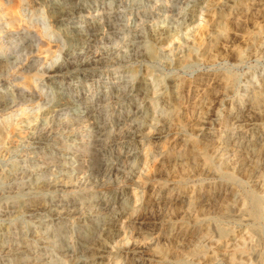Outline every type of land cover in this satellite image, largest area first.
Returning <instances> with one entry per match:
<instances>
[{
	"label": "rangeland",
	"instance_id": "1",
	"mask_svg": "<svg viewBox=\"0 0 264 264\" xmlns=\"http://www.w3.org/2000/svg\"><path fill=\"white\" fill-rule=\"evenodd\" d=\"M198 1L199 0H88L87 4H91L90 7L82 13L72 17L70 20L71 22L65 23L66 25L63 24V27L66 29V32L67 28L70 26H80L86 28L88 25H96L99 27L97 29V31H99L96 32L91 46L86 48L87 50L84 49L83 57H77V60L74 59L72 63H68L66 54L67 52H72L74 48L70 46L69 43H67L68 46L66 45L67 41L63 34H57L56 28L58 26L47 15L45 10V0H0V36H2L0 44L6 46L10 43L12 46L10 55L14 56L9 60L11 64H7L8 67L6 70L2 71L0 69V124L3 125L5 129V136L2 142L6 141L2 143V145L0 144V172L4 175L11 176V178H7L6 180L3 179L4 177L0 179V196L3 199V201L0 202V242L5 245V249L0 251V264H16L15 262L17 261L19 262H17V264H94V261L86 248L89 246H96L98 244L100 239L103 237L101 229L106 217L119 213L121 209L118 203L110 205L106 199L104 200L105 202H100L99 198H103L102 193H106L110 197L107 198L112 199L116 198L119 192H127L126 190H118L122 187L118 186L117 183L118 181L121 184L123 183L124 177L129 172V167L131 168L134 163L133 160L124 161L119 158L120 153L123 148L127 146L128 142L120 140L121 137H117L116 133L118 134L120 132L130 131L133 129V124L136 123L133 119L138 117L135 115L133 110L135 109V106L141 103L142 98L139 97L136 99L133 97L129 101H124V99H121L119 95L125 92L126 85L128 83H134L138 79L148 75V70L153 67L156 69L157 67L159 68L156 71V76L158 78L165 79L162 85H159L156 88L159 93L162 94L164 91L169 92L173 90L174 84L180 86L181 92L178 98V107L174 109L173 115L170 118V123L167 128L163 130L161 138L153 141L144 139V142H156L160 145L158 149L150 150V164L151 167H153V170L156 169V174L153 176L154 178L150 180L151 182L149 181L148 185L153 188V191L155 187L159 186L175 187L178 184L177 182L181 179V174L190 173L187 175V178L185 177L187 181L183 187H176L169 192V195L173 198L172 200H176L177 204L172 205L166 203L164 206L162 205L163 203H161L156 207L159 210L156 209L157 211L155 210V212H158L157 214L159 215H170L172 212V219H169L168 221L156 219V221L152 218V221L149 219V221L147 220L144 223H127L124 233L127 240L126 246L136 240H139L142 245H145L144 243L150 241L153 236V239H156L154 242L155 244H153V247L155 246L154 249H165L164 252H167V255L169 254L166 258L168 261L158 262L157 257L153 258L152 256H146L147 264H182L177 262L176 256L173 252H171V249L174 245L179 244L180 242L182 243L183 241L180 236H175L172 237L173 239H169L166 236V231L171 228L175 229L180 224L179 218L173 213L174 208L178 207L180 209H185V203H181L180 200L191 195L193 198L192 200H194V202L196 201L194 204L196 213L198 215H201L202 213V222L200 221V223L197 224V227H194V231L191 236L188 240H185L182 243L183 247L180 252L185 259L189 260V264H245L239 259H236L234 262L227 259L225 260L226 257L222 254L223 252L217 250L214 244H212L209 240H206L207 238L204 235L207 234L214 240L218 239L217 233H215L217 225L216 220L221 217L222 219L220 220L222 225H225V227L230 230V233H232L231 235L235 238V240H238L241 237L244 242H247L248 246H252L250 251L253 255H251L250 258V264L258 263V256L256 254L258 251L264 252V237L256 236L252 231H249L251 230L250 227L254 225V221L251 218H248V214L240 212L239 210L246 192L258 189V191L260 190L259 192L264 194V153H262L257 160L256 158L246 157L247 159L244 160V163L238 162L239 156L242 152L241 148L237 144L242 142L243 138L241 134L239 135L236 133L235 128L233 130V124L231 125V123H233L231 121V112L233 111L232 107L235 106H240L241 110H246V101L264 89V86H262L264 84V9H261L260 6H258L259 0H247L246 2L245 0H240L236 4H230L225 7L220 4L222 0H209L208 5L201 11L202 25L200 24L192 36L190 46L195 49L194 51H191V47L188 48L187 46V48H185V46L173 47L165 52L163 61H166H160L159 64L156 62L149 63L143 57L145 37L147 34L158 29L159 26H168L170 28L179 27L182 23L187 21L188 11L193 8ZM258 12H260V14H258ZM217 16L222 18V20L227 23V27L230 25L227 29L230 36L228 39L223 40V42L212 41V24L219 19ZM11 18H15L17 20L15 25L10 23L12 20ZM243 19L244 21H242ZM240 24L242 25V28ZM238 29L240 30L237 31ZM5 46L1 49L4 50ZM209 46L212 47V51L209 53L210 55H202V52H199L201 47L206 48ZM249 49L251 50L249 51ZM108 50L110 53H106ZM179 50H182V53H180ZM47 51L51 53H48ZM239 52H243L242 54L244 56L242 54L239 56ZM46 53L48 55H45ZM99 54H103V57H101V59L97 58L98 63L96 62L90 68L85 70L79 66V63H81L83 59L94 60L96 58L95 56ZM108 56L111 57L109 58ZM139 56H142L143 58H140ZM168 56L172 57L170 58ZM190 56L193 57V65L179 66L177 64L180 57L186 58ZM137 57H139L141 61ZM171 59H173V62ZM78 60H80V62H77ZM62 64L70 67L68 68L67 75L75 76V80L67 81L65 78L66 75L63 76L60 74L52 77V75L48 73L49 70L51 71L53 68ZM173 66L174 68H172ZM132 71H136V74ZM87 73H97L98 75L93 79L87 78L85 80H81V76ZM226 74L235 75V84H233L231 89L227 90L226 87H216L213 85V81L218 82L219 79L223 80V78L227 76ZM185 80L187 81L185 82ZM55 90H57V93H55ZM211 90H213V92ZM112 93H115L116 95L111 97ZM229 94L231 96H229ZM99 95H104L106 99L96 101V98ZM117 95L118 97H116ZM213 96L218 98L214 99ZM204 99L207 100L204 101ZM67 101L70 104H67V106L62 108L58 106L57 108L59 102L68 103ZM158 105L157 112L155 113V119L156 122L161 125L164 119L165 111L169 109L173 110V106L172 103L170 104V107L169 104L166 106L160 101L158 102ZM54 107L57 108V111L54 113L49 123L40 128L35 133V136H30L32 126L34 124L33 122H35L36 119L44 117V114L47 111L54 109ZM88 107L90 112H88ZM70 114L72 115L71 117ZM90 114L95 116L96 120L90 119L88 117ZM80 116L84 118V121ZM199 120H205V126H200ZM77 121L79 122V125L77 124ZM30 123L32 124L31 126L29 125ZM101 123L106 126L105 129L107 130L103 135H99L98 133L96 134V131H94L95 126ZM52 124L55 125L53 126ZM120 124L122 126L121 130L113 128V126H118ZM199 126L202 128H199ZM124 127L126 128L124 129ZM89 131H91V133H89ZM252 132L255 133V130ZM183 139L184 141L182 142ZM200 143H204L207 153L216 159L215 161L220 172L224 171L223 168L226 170L227 168H233L234 170L236 169V173L239 172L238 176L244 184V190L243 188L241 190L240 188L238 190H231L232 188L222 183L219 177L220 172L218 169L211 175L210 173L207 174L206 170V172L202 170L199 167L201 165H199L198 168L201 171L199 172V170H197V174H194L195 176L192 175L195 172H191V168L189 166L193 165L192 163H195L193 153ZM218 147H221L220 152H216ZM87 150H89V152ZM237 152L239 155H237ZM97 160L101 163H98ZM201 160L202 161H199V164L204 162L203 157H201ZM177 161H179L178 164ZM226 162L229 163L227 164ZM225 165L229 166L226 168ZM175 168L178 170L176 171ZM88 174L91 175V178L87 183L88 186L85 187L81 183H83L82 181L85 178L84 176ZM112 177H115L117 181ZM61 180H63V183L65 182L72 185L73 188L70 190H48L40 193H36L33 190V186H43L48 182ZM218 180H220V182ZM215 183H217V185ZM97 184H99V186ZM143 190V187H139L141 196L143 195ZM215 194L217 195L215 196ZM218 195L223 198L221 199L217 197ZM208 196H212V199ZM160 197L161 194L155 191L153 194L143 198L142 203L144 205L154 206L157 204L158 200L162 198ZM238 197H242L240 198L241 201ZM17 199L25 202L24 211L20 215L16 212V206L13 203V200ZM198 199H200V201ZM56 200L62 201L61 203L55 204L54 202ZM212 201L215 202V204H213ZM43 202L44 204H51L50 208L44 212H36L33 209V204H41ZM217 203H219V205ZM216 204L218 205V208L216 207ZM204 205H206V207ZM223 205L230 206L232 212L231 219L233 221L230 218H228L229 220L223 218ZM237 205H240L239 208ZM217 211L219 212L217 213ZM91 212L93 214H91ZM210 213L213 214L210 215ZM81 215L84 216L83 219H80ZM207 216H209L210 219ZM235 218L236 220H234ZM240 218L243 223L239 222ZM209 220L211 221L209 222ZM204 226L209 227L211 230L208 232L204 231ZM245 233L247 234L246 236ZM248 233H251L252 235ZM130 237L131 239H128ZM167 240L168 242H166ZM192 246L198 247L199 249L203 248L204 251L201 254L199 253V256L192 257ZM55 247L59 248L55 249ZM172 256L174 258H172ZM220 256H223L222 258L224 259H221ZM132 257L134 258L137 256H135V254L131 251L125 250L116 256H113L111 258V263L127 264L130 262ZM192 259L197 262H194ZM190 260L194 263H191Z\"/></svg>",
	"mask_w": 264,
	"mask_h": 264
},
{
	"label": "bare ground",
	"instance_id": "2",
	"mask_svg": "<svg viewBox=\"0 0 264 264\" xmlns=\"http://www.w3.org/2000/svg\"><path fill=\"white\" fill-rule=\"evenodd\" d=\"M208 1L209 0H199L193 8H191L189 11H188V19L185 23H182L179 27H176V28H170L168 26H159L158 29L154 30V31H151L150 33L147 34V36L145 37V43H144V58L150 63V62H156L159 64L160 61L164 62L166 60L163 61V57L165 55V52L167 50H170L172 49L173 47H181V46H185V48H189L191 47V51H194L195 49L192 48V46H190L191 44V41H192V36H193V33L198 29V27L200 26L201 22H202V18H201V11L204 7H206L208 5ZM211 1V0H210ZM240 0H222L221 1V6H227V5H230V4H236L238 3ZM247 0H245L246 2ZM252 1V0H251ZM88 0H45V10L47 12V15L52 19V21L58 26L56 29H57V34L58 35H64L65 39H66V45L68 46L67 43H69L70 46H72L74 49L72 52H67L66 54V58L68 60V63L71 62L76 59L77 57H83V54H84V49L88 48L91 46L92 42H93V38L94 36L96 35V32L97 29L99 27H97L96 25H88V27L86 26L85 27H80V26H70L67 28V31L65 32V28L63 27V24L65 23H70L71 21V18L74 17L75 15H78L80 13H82L83 11H85L88 7H90L91 4H87ZM175 2V1H174ZM172 3V2H171ZM219 3V1H218ZM249 3V2H248ZM244 4V3H243ZM177 5V4H176ZM215 5V4H214ZM252 5V4H251ZM132 6V5H131ZM172 6V5H171ZM178 6V5H177ZM193 6V5H192ZM241 6V5H240ZM258 6H260V8L264 9V1L262 0H259L258 1ZM229 7V6H228ZM236 7V6H235ZM210 8V7H209ZM218 8V7H217ZM220 8V6H219ZM238 8V6H237ZM247 8V7H246ZM211 9V8H210ZM260 9V10H261ZM176 10V9H175ZM186 10V9H185ZM212 10V9H211ZM224 10V8H223ZM254 10V9H253ZM257 10V9H256ZM180 11V10H178ZM225 11V10H224ZM45 12V13H46ZM165 12V11H164ZM208 12V11H206ZM205 12V13H206ZM214 12V11H213ZM217 12V11H216ZM223 12V11H222ZM210 13V12H209ZM228 13V12H227ZM246 13V12H244ZM253 13V12H252ZM257 13V11H256ZM181 14V13H180ZM218 14V13H217ZM255 14V12H254ZM258 14H260V12H258ZM46 15V16H47ZM184 15V14H183ZM226 15V14H225ZM236 15V14H235ZM240 15H243V14H240ZM263 15V14H262ZM246 16V15H244ZM4 17V16H3ZM77 17V16H76ZM237 17V16H236ZM243 17V16H242ZM249 17V16H248ZM217 18H219L217 16ZM251 18V17H249ZM259 18V17H258ZM257 18V19H258ZM12 19V18H11ZM236 19V18H235ZM245 19V18H244ZM244 19L242 21H244ZM256 19V18H255ZM260 19V18H259ZM263 19V18H261ZM208 20V19H207ZM216 20V19H215ZM228 20V19H227ZM211 21V20H210ZM213 21V20H212ZM237 22V21H236ZM10 23L13 25H15L17 23V20L15 18H13ZM181 23V22H180ZM179 23V24H180ZM250 23V22H249ZM253 23V22H252ZM258 23V22H256ZM262 23V22H261ZM110 24V23H109ZM236 24V23H235ZM239 24V22H238ZM255 24V23H254ZM66 25V24H65ZM202 25V24H201ZM211 25V24H210ZM212 36H213V40L212 41H215V42H220L223 40H226L229 38V34H228V26L227 27V23H225L222 18H219L217 21H215L213 24H212ZM241 25V24H240ZM239 25V26H240ZM112 26V25H111ZM238 26V28H239ZM246 26V25H245ZM250 26V25H249ZM252 26V25H251ZM259 27V25H258ZM241 28H242V25H241ZM249 28V27H248ZM253 28V27H252ZM260 28V27H259ZM258 28V29H259ZM208 29V27H207ZM233 29V28H231ZM254 29V28H253ZM108 30V29H106ZM240 29H238L237 31H239ZM257 30V29H256ZM262 30V28H261ZM110 31V29H109ZM148 31V30H147ZM150 31V29H149ZM244 31V30H243ZM209 32V30H208ZM257 32V31H256ZM56 33V32H55ZM245 33V32H244ZM252 33V32H251ZM250 33V34H251ZM255 33V32H253ZM260 33V32H259ZM236 35V34H235ZM144 36V35H143ZM211 36V37H212ZM232 36V35H231ZM209 37V38H211ZM236 37V36H235ZM257 37V36H256ZM2 38V36H0V39ZM63 38V37H62ZM97 38V37H96ZM196 38V37H195ZM260 38V37H259ZM262 38V37H261ZM64 39V40H65ZM140 39V38H139ZM198 39V38H197ZM237 39V37H236ZM252 39V38H251ZM95 40V39H94ZM209 41V40H208ZM245 41V39H244ZM255 41V40H254ZM207 42V41H206ZM221 42V43H222ZM226 42V41H225ZM224 42V43H225ZM257 42H258V38H257ZM193 43V42H192ZM228 43V42H227ZM231 43V42H230ZM233 43V42H232ZM261 43V42H260ZM212 44V43H211ZM248 44V43H247ZM253 44V43H251ZM64 45V44H63ZM205 45V44H204ZM250 45V44H249ZM5 45H2L0 44V49L3 48ZM187 46V47H186ZM206 46V45H205ZM215 46V45H214ZM246 46V45H245ZM248 46V45H247ZM260 46V45H259ZM216 47V46H215ZM12 46L9 44H7L5 46V49L2 50L1 49V52H0V69L3 71V70H6L8 65H10V59L13 58L14 56H11L10 55V50H11ZM128 48V47H127ZM258 48V47H257ZM199 49V48H198ZM197 49V50H198ZM72 50V49H71ZM87 50V49H86ZM89 50V49H88ZM114 50V49H113ZM243 50V48H242ZM251 49H249L250 51ZM261 50V49H260ZM45 51V50H44ZM69 51V50H68ZM98 51V50H97ZM95 51V52H97ZM180 51V50H179ZM182 51V50H181ZM180 51V53H182ZM185 51V49H184ZM212 51V47L209 46V47H201L200 51L199 52H202V55H207L209 53H211ZM240 51V50H239ZM248 51V49H247ZM254 51V50H253ZM48 52V51H47ZM95 52H92V53H95ZM102 52V51H101ZM110 51H106V53ZM215 52V51H214ZM219 52V50H218ZM237 52V51H236ZM235 52V53H236ZM48 53H51V52H48ZM66 53V52H65ZM89 53V52H87ZM143 53V52H142ZM233 53V52H232ZM243 52H239V56L242 54ZM113 54V53H112ZM140 54V52H139ZM138 54V55H139ZM176 54V53H175ZM186 54V53H185ZM195 54V52H194ZM214 54V53H213ZM45 55H48L47 53ZM87 55V54H86ZM92 55V54H90ZM94 55V54H93ZM169 55V54H168ZM187 55V54H186ZM210 55V54H209ZM243 55V54H242ZM89 56V54H88ZM119 56V55H118ZM180 56V55H179ZM197 56V55H196ZM237 56V57H239ZM244 56V55H243ZM48 57V56H47ZM96 58L95 59H101V57H103V54H99L97 56H95ZM109 57V56H108ZM111 57V56H110ZM109 57V58H110ZM140 57V56H139ZM139 57H137L139 59ZM142 57V56H141ZM140 57V58H141ZM142 57V58H143ZM170 57V56H168ZM172 57V56H171ZM170 57V58H171ZM203 57V56H202ZM236 57V55H235ZM117 58V57H116ZM114 58V59H116ZM167 58V57H166ZM165 58V59H166ZM209 58V57H208ZM243 58V57H242ZM91 60V59H83L81 61V63H79V66L82 68V69H88L90 68L91 66H93L97 61V60ZM125 59V58H124ZM127 59V58H126ZM174 59V58H173ZM171 59V61L173 60ZM200 59V58H199ZM35 60V59H34ZM77 60V59H76ZM106 60V59H105ZM141 61V59H139ZM108 61V60H107ZM122 61V60H121ZM170 61V62H171ZM193 57H186V58H179L178 59V65L179 66H187V65H191L193 63ZM200 61V60H199ZM77 62H80V60H78ZM127 62V61H126ZM168 62V61H167ZM173 62V61H172ZM98 63V62H97ZM112 63V62H111ZM124 63V62H122ZM175 63V61H174ZM8 64V65H7ZM77 64V63H76ZM121 64V63H120ZM98 65V64H97ZM172 65V63H171ZM174 65V64H173ZM193 65V64H192ZM70 66V65H69ZM101 66V65H100ZM143 66V65H142ZM159 66V65H158ZM165 66V65H164ZM163 66V67H164ZM79 67V68H80ZM162 67V68H163ZM68 68L70 67H67V65H60V66H57L55 68H53L51 71L49 70L48 73H50L52 75V77L54 76H58V75H63L65 76L66 80L68 81H73L76 79L75 76L73 75H67L68 73ZM72 68V67H71ZM95 68V67H94ZM97 68V67H96ZM133 68V67H132ZM174 68V66L172 67ZM9 69V68H8ZM129 69V68H128ZM157 69H159L157 67ZM157 69L155 67L151 68L148 70V75L144 76L143 78L141 79H138L136 82L134 83H128L126 85V90L123 94L119 95V97L121 99H124V101H129L131 98H139L141 97L142 98V101L140 104H138L137 106H135V109L133 110L135 115H137L138 117L136 119H133L134 121H136V123L133 124V129H131L130 131H125V132H120V133H116V136L117 137H121L120 140H124V141H127L128 144L126 147L123 148L122 152L120 153L119 155V158L124 160V161H129V160H133L134 163H133V166H131V168L129 167V172L128 174L124 177V181L123 183L125 184H121L119 181L118 183L116 182V178L114 182L117 183L118 186L122 187V188H119L118 190L120 191H124L126 190L127 192H119L118 196L116 198H112V199H108L110 198L106 193H102L103 195V198H99L100 202H105L104 200L106 199V201L108 203H110V205H114V204H119L121 209H120V212L119 213H115V214H112L108 217H106L104 223H103V227H102V235L103 237L100 239V241L98 242V244L96 246H92L90 247H87V251L90 253L91 257H92V260L94 261V264H112L111 262V258L113 256H116L117 254L125 251V250H128V251H131L133 254H135V256L137 257H132L130 259V262L127 263V264H147V257L146 256H152L153 258L157 257L158 259V262H166V258L167 256H169V254L167 255V252H164L165 249L163 250H157V249H154L153 247V244H155V240L153 239V236H152V239L146 243H144L145 245H142L139 240L137 241H133L130 243V245H127L126 246V243H127V240H126V236H124V233H125V229H126V224L129 223V222H139V223H144L146 222L147 220L149 221V219L152 221V218H154L155 220L156 219H163L165 221H168L169 219L171 220L172 216H171V213L170 215L168 214H157L158 212H155V210L157 209V205L158 204H161L163 203L162 205H166L167 204H172V205H176L177 201L176 200H172L173 198H171V196L169 195V192L174 189V188H178V187H183L187 181V175H189V173L187 174H181V179L179 180V182H177V186H159V187H155L154 188V191H153V188L149 185V181L154 178L153 176H155V170L156 169H152L153 167H151V164H150V150L151 149H158L160 147V145L156 142H144V139H148L150 141H153L155 139H159L161 138V136L163 135V130L165 128H167V126L169 125L170 123V118L171 116L173 115V112H174V109L176 107H178V98L180 96V86L179 85H176L174 84V88L173 90L169 91V92H165L164 93H159L157 91V87L159 85H162V83L164 82V78H158L156 76V71ZM176 69V68H175ZM141 70V69H140ZM147 71V70H146ZM1 72V71H0ZM70 72V71H69ZM134 74H136L134 71H132ZM145 72V71H144ZM159 72V71H158ZM147 73V72H146ZM161 73V71H160ZM103 74V73H102ZM98 74L97 73H87V74H84L83 76H81V80H85L87 78H95ZM116 75V74H115ZM169 75V73H168ZM171 75V74H170ZM227 75V74H226ZM133 76V75H132ZM164 76V75H163ZM235 75H227L225 78H223V80H220L217 82L213 81V85H215L216 87H223V88H227L228 89H231L233 87V84H235ZM170 77V76H169ZM106 78V77H105ZM166 78V77H165ZM213 78V77H212ZM215 78V77H214ZM221 78V77H220ZM167 79V78H166ZM199 79V78H198ZM204 79V78H203ZM207 79H210V78H207ZM78 80V79H77ZM196 80V79H195ZM262 80V79H261ZM90 81V80H89ZM116 81V80H115ZM187 80H185L186 82ZM260 81V80H259ZM264 81V80H263ZM120 82V81H119ZM181 82V81H180ZM198 82V81H197ZM261 82V81H260ZM211 83V82H210ZM237 83V82H236ZM108 84V83H107ZM197 84V83H196ZM195 84V85H196ZM32 85V84H31ZM185 85V84H184ZM29 86V84H28ZM199 86V85H198ZM204 86V85H203ZM206 86V85H205ZM214 86V87H215ZM264 86V84L262 85ZM165 87V86H164ZM201 87V86H199ZM236 87V86H234ZM55 88V87H54ZM106 88V87H105ZM258 88V87H257ZM213 89V88H212ZM215 89V88H214ZM190 90V89H189ZM235 90V89H234ZM255 90V88H254ZM57 90H55V93ZM106 91V90H105ZM121 91V90H120ZM183 91V90H182ZM213 92V90H211ZM226 91V90H225ZM192 92V91H191ZM190 92V93H191ZM199 92V91H198ZM187 93V92H186ZM207 93V92H206ZM221 93V92H220ZM251 93V92H250ZM54 94V93H53ZM120 94V93H119ZM200 94V93H199ZM214 94V93H213ZM252 94V93H251ZM91 95V94H90ZM116 94L115 93H112L111 94V97H114ZM203 95V94H201ZM212 95V94H211ZM210 95V96H211ZM55 96V95H54ZM192 96V95H191ZM218 96V95H217ZM229 96H231L229 94ZM242 96V95H241ZM58 97V96H57ZM63 97V96H62ZM118 97V95L116 96ZM214 99H217L215 98V96H213ZM228 97V96H227ZM226 97V98H227ZM235 97V96H234ZM233 97V98H234ZM237 97V96H236ZM1 98V97H0ZM22 98V97H21ZM193 98V97H192ZM231 98V97H230ZM42 99V98H41ZM58 99V98H57ZM105 100V96L104 95H99L97 96L96 98V101H101V100ZM189 99V98H188ZM191 99V98H190ZM222 99V98H221ZM242 99V98H241ZM21 100V99H20ZM55 100V98H54ZM53 100V101H54ZM65 100V99H64ZM112 100V99H111ZM118 100V99H117ZM207 100V99H204V101ZM91 101V100H90ZM123 101V100H122ZM162 102L163 104H165L167 106V104H169V107H170V104L172 103V106H173V110H166L165 111V114H164V119H163V122L161 125H159L157 122H156V119H155V113L157 112V108H158V102ZM203 101V102H204ZM210 101V100H209ZM246 101V100H245ZM42 102V101H41ZM68 102V101H67ZM113 102V101H112ZM195 102V101H194ZM237 102V101H235ZM247 102V108L246 110H241L240 109V106L238 107H232V112H231V115H232V118H231V121L233 123H231V125L233 124V130L234 128L236 129V133H238L239 135L241 134L243 140L242 142H240L239 144H237L240 148H241V152L242 154L239 156V159H238V162L240 163H244V160L247 159L246 157H251V158H256V160L261 156L262 153H264V89L252 96L249 98ZM13 103V102H12ZM103 103V102H102ZM208 103V102H207ZM67 104H70L69 102L68 103H65V102H59L58 105H57V108L58 106L59 107H65L67 106ZM100 104V103H99ZM98 104V105H99ZM192 104V103H191ZM89 105V104H87ZM185 105V104H184ZM198 105V103H197ZM203 105V104H202ZM206 105V104H205ZM24 106V105H23ZM101 106V105H100ZM99 106V107H100ZM110 106V105H109ZM189 106V105H188ZM215 106V105H214ZM219 106V105H218ZM26 107V105H25ZM51 107V106H50ZM56 107V106H55ZM54 109H51L49 111H47L44 115V117L42 118H39V119H36L35 122H33V126H32V131L30 133V136H35V133L42 127L46 126L49 121L51 120L52 116L54 115V113L57 111V108ZM71 107V106H70ZM105 107V106H104ZM185 107V106H184ZM190 107V106H189ZM207 107V106H206ZM222 107V106H221ZM224 107V106H223ZM231 107V106H230ZM28 108V106H27ZM101 108V107H100ZM115 108V107H114ZM188 108V107H187ZM186 108V109H187ZM205 108V107H204ZM203 108V109H204ZM208 108V107H207ZM23 109V108H22ZM50 109V108H49ZM102 109V108H101ZM164 109V108H163ZM162 109V110H163ZM209 109V108H208ZM215 109V108H214ZM217 109V108H216ZM228 109V108H227ZM93 110V109H92ZM100 110V109H99ZM183 110V109H182ZM191 110V109H190ZM195 110V109H194ZM46 111V110H45ZM88 112H90V109L88 107ZM95 112V111H94ZM115 112V111H114ZM203 112V111H202ZM209 112V111H208ZM224 113V112H223ZM226 113V112H225ZM83 114V113H82ZM81 114V115H82ZM88 114V113H87ZM204 114H205V110H204ZM222 114V112H221ZM229 114V113H228ZM94 115V114H93ZM163 115V114H162ZM198 115V114H197ZM72 115L70 114V117ZM113 116V114H112ZM208 116V115H207ZM211 116V114H210ZM217 116V115H216ZM221 116V115H220ZM55 117V116H54ZM81 117V116H80ZM88 117L90 119H95L96 120V117L95 116H92L91 114L88 115ZM106 117V116H104ZM197 117V116H196ZM206 117V115H205ZM223 117V116H222ZM79 118V117H78ZM83 118V117H81ZM160 118V117H159ZM175 118V117H174ZM87 119V118H85ZM106 119V118H105ZM185 119V118H184ZM211 119V118H210ZM215 119V118H214ZM75 120V118H74ZM73 120V121H74ZM88 120V119H87ZM86 120V121H87ZM103 120V118H102ZM132 120V121H133ZM227 120V119H226ZM229 120V119H228ZM33 121V120H32ZM79 121V120H78ZM77 121V122H78ZM83 121H84V118H83ZM92 121V120H91ZM90 121V122H91ZM109 121V120H108ZM175 121V120H174ZM173 121V122H174ZM200 121V126H205L206 124V121L205 120H199ZM214 121V120H213ZM221 121V120H220ZM29 122V121H28ZM72 122V120H71ZM80 122V121H79ZM79 122L77 123L79 125ZM106 122V121H105ZM195 122V121H193ZM212 122V121H211ZM74 123V122H73ZM81 123V122H80ZM94 123V122H93ZM102 123L104 124V122L102 121ZM95 124V128H94V131H96V134L98 133L99 135H103L105 133V131H107L105 128L106 126L103 125V124ZM198 123V121H197ZM28 124V123H27ZM56 124V123H55ZM54 124V125H55ZM70 124V122H69ZM215 124V123H214ZM30 126L32 125L31 123L29 124ZM50 125V124H49ZM53 125V124H52ZM53 125V126H54ZM82 125V124H80ZM117 125V124H116ZM175 125V124H174ZM208 125V124H207ZM227 125V124H226ZM22 126V125H21ZM29 126V127H30ZM69 126V125H68ZM71 126V125H70ZM76 126V125H75ZM91 126V125H89ZM128 126V125H127ZM199 128H202L200 127ZM220 126V125H219ZM56 127V126H55ZM58 127V126H57ZM74 127V126H73ZM78 127V126H77ZM92 127V126H91ZM121 124L118 125V126H113V128H117L119 130H121ZM187 127V126H186ZM226 127V126H225ZM229 127V126H228ZM25 128V127H24ZM85 128V127H84ZM126 127H124L125 129ZM28 129V128H27ZM88 129V127H87ZM232 129V128H231ZM78 130V129H77ZM220 130V129H219ZM224 130V129H223ZM255 130V133H253L252 131ZM80 131V130H79ZM87 131V130H86ZM174 131V130H172ZM177 131V130H176ZM180 131V130H179ZM190 131V130H189ZM225 132V131H224ZM234 132V131H233ZM8 133V132H7ZM53 133V132H52ZM88 133V132H87ZM89 133H91V131H89ZM180 133V132H179ZM223 133V132H222ZM74 134V133H73ZM183 134V133H182ZM191 134V133H190ZM195 134V133H194ZM193 134V135H194ZM4 136H5V129H4V126L0 124V144L2 145V143L6 142H2L3 139H4ZM27 136V135H26ZM233 136V135H232ZM236 136V135H235ZM103 137V136H101ZM199 137V136H198ZM219 137V136H218ZM27 138V137H26ZM91 138V137H90ZM105 138V137H104ZM184 138V137H183ZM187 138V137H186ZM192 138V137H191ZM231 138V136H230ZM233 138V137H232ZM7 139V138H6ZM35 139V137H34ZM94 139V138H93ZM107 139V138H106ZM198 139V138H197ZM239 139V138H238ZM32 140V138H31ZM101 140V139H100ZM103 140V139H102ZM119 140V139H118ZM117 140V141H118ZM209 140V139H208ZM216 140V139H215ZM84 141V140H83ZM93 141V140H92ZM95 141V140H94ZM116 141V142H117ZM172 141V140H171ZM184 141V139L182 140V142ZM192 141V140H191ZM214 141V140H213ZM189 142V141H188ZM209 142V141H208ZM217 142V141H216ZM90 143V142H89ZM92 143V142H91ZM96 143V142H95ZM94 143V144H95ZM161 143V142H160ZM186 143V142H185ZM219 143V142H218ZM228 143V142H227ZM42 144V143H40ZM93 144V143H92ZM221 144V143H220ZM219 144V146H220ZM80 145V144H79ZM224 145V144H223ZM228 145V144H227ZM81 146V145H80ZM183 146V145H182ZM205 144L204 143H200V145L196 148V150L194 151V160H195V163H192L193 165H190L189 167L191 168V172H195L193 173L192 175L194 174H197V170H199L198 166H199L202 170H206L207 171V174L210 173L212 175V173L214 171H216L218 169L217 167V163H216V159L213 158V156H210L207 151H206V148L204 147ZM209 146V145H208ZM230 146V145H229ZM87 147V146H86ZM207 147V146H206ZM231 147V146H230ZM11 148V147H10ZM82 148V147H81ZM80 148V149H81ZM186 148V146H185ZM192 148V147H191ZM208 148V147H207ZM214 148V147H213ZM229 148V147H228ZM79 149V150H80ZM181 149V147H180ZM183 149V148H182ZM230 149V148H229ZM95 150V149H94ZM179 150V149H178ZM232 150V149H231ZM16 151V150H15ZM85 151V150H83ZM89 152V150H87ZM93 151V150H91ZM158 151V150H157ZM186 151V149H185ZM221 151V147H218L216 149V152H220ZM224 151V150H223ZM86 152V151H85ZM85 152H82V153H85ZM94 152V151H93ZM96 152V150H95ZM179 152V151H177ZM181 152V151H180ZM190 152V151H189ZM212 152V151H211ZM214 152V151H213ZM215 152V153H216ZM230 152V150H229ZM6 153V152H5ZM111 153V152H110ZM116 153V152H115ZM175 153V152H174ZM232 153V152H231ZM229 153V154H231ZM238 153V152H237ZM236 153V154H237ZM8 154V153H7ZM159 154V153H158ZM157 154V155H158ZM219 154V153H218ZM233 154V153H232ZM96 155V154H95ZM94 155V156H95ZM103 155V154H102ZM111 155V154H110ZM181 155V154H179ZM228 155V154H227ZM239 155V153L237 154ZM236 155V157H237ZM97 156V155H96ZM168 156V155H167ZM222 156V155H221ZM16 157V156H15ZM98 157V156H97ZM112 157V155H111ZM156 157V156H155ZM201 157H203V161L202 164H199V161H202L201 160ZM227 157V156H226ZM95 158V157H93ZM157 158V157H156ZM217 158V157H216ZM264 158V157H263ZM92 159V158H91ZM96 159V158H95ZM158 159V158H157ZM192 159V158H191ZM234 159V158H233ZM237 159V158H236ZM93 160V159H92ZM119 161V160H118ZM162 161V160H161ZM174 161V160H173ZM172 161V162H173ZM221 161V160H220ZM250 161V160H249ZM94 162V161H93ZM98 162V160H97ZM100 162V161H99ZM98 162V163H99ZM123 162V161H122ZM179 161H177V164H178ZM237 162V161H236ZM96 163V162H95ZM97 163V164H98ZM101 163V162H100ZM175 163V162H174ZM184 163V162H182ZM223 163V162H222ZM227 164L229 162H226ZM234 163V161H233ZM252 163V162H251ZM93 164V163H92ZM103 164V163H102ZM116 164V163H115ZM176 164V163H175ZM186 164V163H185ZM231 164V162H230ZM238 164V163H236ZM95 165V164H94ZM129 165V164H128ZM153 165V164H152ZM166 165V164H165ZM184 165V164H183ZM248 165V164H247ZM101 166V165H99ZM120 166V165H119ZM118 166V167H119ZM161 166V165H160ZM167 166V165H166ZM172 166V165H171ZM176 166V165H175ZM179 166V165H178ZM177 166V167H178ZM221 166V165H220ZM226 166V165H225ZM229 166V165H227ZM226 166V168H227ZM232 166V165H231ZM230 166V167H231ZM176 167V168H177ZM234 167V165H233ZM236 167V165H235ZM250 167V166H249ZM252 167V166H251ZM264 167V165H263ZM106 168V167H105ZM162 168V167H161ZM175 168V169H176ZM245 168V167H244ZM14 169V168H13ZM16 169V167H15ZM18 169V168H17ZM64 169V168H63ZM93 169V168H92ZM112 169V168H111ZM110 169V170H111ZM131 169V171H130ZM160 169V167H159ZM163 169V168H162ZM165 169V168H164ZM172 169V168H171ZM224 171L220 172V179L222 181V183L228 185L230 188H232L231 190H235V189H239L240 190L243 188L244 184L243 182L239 179L240 177L238 176L239 175V172L236 173V169L234 170L233 168H227V170L225 168H223ZM252 169V168H251ZM99 170V169H97ZM178 169H176L177 171ZM100 171V170H99ZM117 171V170H116ZM115 171V172H116ZM171 171V170H170ZM169 171V172H170ZM182 171V170H181ZM188 171V170H187ZM201 170H199L200 172ZM205 171V172H206ZM242 171V170H241ZM248 171V170H247ZM262 171V169H261ZM18 172V171H17ZM88 172V171H87ZM105 172V171H104ZM119 172V171H118ZM161 172V171H160ZM168 172V170H167ZM180 172V171H179ZM251 172V171H250ZM15 173V172H14ZM98 173V172H97ZM100 173V172H99ZM111 173V172H110ZM117 173V172H116ZM122 173V172H121ZM177 173V172H176ZM175 173V174H176ZM64 174V173H63ZM62 174V175H63ZM101 174V173H100ZM159 174V173H158ZM163 174V172H162ZM161 174V175H162ZM167 174V173H166ZM180 174V173H179ZM177 174V175H179ZM202 174V173H201ZM209 174V175H210ZM218 174V173H217ZM216 174V176H217ZM253 174V173H252ZM260 174V173H259ZM96 175V174H95ZM160 175V174H159ZM176 175V176H177ZM214 175V174H213ZM241 175V174H240ZM10 175H4L0 172V179L2 177H4L3 179H7V178H11V176L9 177ZM14 176V175H13ZM12 176V177H13ZM18 176V175H17ZM64 176V175H63ZM66 176V175H65ZM113 176V175H112ZM119 176V174H118ZM195 176V175H194ZM207 176V175H206ZM15 177V176H14ZM85 178L83 179V183H81L82 185H84L85 187L88 186V182L90 181V178H91V175L88 174L86 176H84ZM163 177V176H162ZM186 177V178H185ZM98 178V177H97ZM113 178V177H112ZM113 178V179H114ZM165 178V177H164ZM170 178V177H169ZM180 178V177H179ZM178 178V179H179ZM198 178V176H197ZM204 178V177H203ZM206 178V177H205ZM209 178V177H208ZM211 178V177H210ZM102 179V178H101ZM120 179V178H118ZM159 179V178H158ZM167 179V177H166ZM191 179V177H190ZM10 180V179H9ZM68 180V179H67ZM81 180V179H80ZM95 180V179H94ZM195 180V179H194ZM199 180V179H198ZM201 180V179H200ZM209 180V179H208ZM12 181V179H11ZM63 180L61 181H51V182H48L46 183L45 185L43 186H33V190L34 192L36 193H40V192H45V191H48V190H59V189H64V190H70L73 188L72 185H69L68 183H63L62 182ZM79 181V180H78ZM98 181V180H97ZM203 181V179H202ZM220 182V180H218ZM244 181V180H243ZM262 181V180H261ZM81 182V181H79ZM99 182V181H98ZM151 182V181H150ZM169 182V181H168ZM213 182V181H212ZM218 182V183H219ZM263 182V181H262ZM115 183V184H116ZM158 183V181H157ZM175 183V182H174ZM206 183V182H205ZM250 183V182H249ZM35 184V183H33ZM95 184V183H94ZM110 184V183H109ZM217 185V183H215ZM264 184V183H263ZM36 185V184H35ZM40 185V184H39ZM99 186V184H97ZM201 185V184H200ZM262 185V184H261ZM31 186V185H30ZM29 186V188H30ZM76 186V185H75ZM94 186V185H93ZM97 186V187H98ZM110 186V185H109ZM114 186V185H113ZM196 186V184H195ZM247 186V185H246ZM84 187V188H85ZM139 187H143L144 190H143V195L141 196V192L139 191ZM214 187V186H213ZM227 187V186H226ZM250 187V186H249ZM248 187V188H249ZM75 188V187H74ZM205 188V187H204ZM262 188V187H261ZM101 189V188H100ZM185 189V188H184ZM187 189V188H186ZM250 189V188H249ZM107 190V189H106ZM106 190H103V191H106ZM244 190V188H243ZM117 191V190H116ZM155 191H157L158 193L161 194V199L158 200L157 204L154 205V206H149V205H144L142 203V200L143 198L149 196L150 194H153ZM213 191V190H212ZM260 191V190H259ZM258 189L257 190H251V191H248L245 193L244 197H243V200H242V204H241V208H240V212H245L246 214H248V218L252 219L254 221V225L250 227L251 230L249 231H252L253 234H255L256 236H262L264 237V194L262 192H259ZM178 192V191H177ZM185 192V191H184ZM207 192V191H206ZM209 193V192H208ZM220 193V191H219ZM243 193V192H242ZM230 194V193H229ZM236 194V193H235ZM33 195V193H32ZM37 195V194H36ZM42 195V194H40ZM179 195V194H177ZM217 194H215L216 196ZM243 195V194H242ZM112 196V195H111ZM224 196V194H223ZM20 197V196H19ZM28 197V196H27ZM108 197V198H107ZM157 197V196H156ZM212 199V196H208ZM219 198H223V197H220L219 195L217 196ZM231 197V196H230ZM18 198V197H17ZM97 198V197H96ZM177 198V197H176ZM242 198V197H240ZM238 197V199H240ZM86 199V198H84ZM192 196L189 195V196H186L185 199H181L180 202L181 203H185V209L184 208H181V209H184V210H181L180 208L178 207H175L174 208V211L173 213L179 218V225L177 223V227L175 229H170L168 231H166V236L169 238V239H173L172 237H175V236H180L181 237V240L184 242L185 240H188V238L191 236V234L193 233L194 231V227H197V224L200 223L201 221V215H198L195 211V202L194 200H192ZM227 199V198H225ZM224 199V200H225ZM229 199V198H228ZM28 200V199H27ZM200 201V199H198ZM215 200V199H214ZM213 200V201H214ZM3 199L1 198L0 196V202H2ZM62 200H56L54 203L55 204H58V203H61ZM152 201V200H151ZM201 201H202V198H201ZM213 204H215V202H213ZM230 201V200H229ZM241 201V199H240ZM42 202V201H41ZM74 202V201H72ZM204 202V200H203ZM218 202V201H217ZM224 202V201H222ZM239 202V200H238ZM237 202V204H238ZM13 203L15 204L16 206V212L20 215L23 213L24 211V206H25V202L20 200V199H17V200H13ZM46 203V202H45ZM96 203V202H94ZM199 203V202H198ZM201 203V202H200ZM43 204V205H42ZM85 204V203H84ZM83 204V205H84ZM99 204V203H98ZM179 204V203H178ZM202 204V203H201ZM206 204V203H204ZM210 204V202H209ZM212 204V205H213ZM219 205V203H217ZM216 204V207L218 206ZM240 204V202H239ZM50 205L51 204H44L43 203H34L33 204V209L36 211V212H44L46 210H48L50 208ZM93 205V203H92ZM164 205V206H165ZM171 205V206H172ZM183 205V206H184ZM14 206V205H13ZM87 206V205H86ZM182 206V207H183ZM206 207V205H204ZM209 206V205H207ZM222 206V205H221ZM224 206V205H223ZM240 206V205H239ZM239 206L237 205V207L239 208ZM27 207V206H26ZM61 207V206H60ZM91 207V206H90ZM210 207V206H209ZM212 207V206H211ZM220 207V206H219ZM234 207V206H233ZM31 208V207H30ZM163 208V207H162ZM203 208V207H202ZM208 208V207H207ZM206 208V210H207ZM215 208V207H214ZM218 208V207H217ZM119 209V208H118ZM167 209V208H166ZM220 209V208H219ZM30 210V209H29ZM32 210V209H31ZM51 210V209H50ZM146 210V211H145ZM159 210V209H157ZM156 210V211H157ZM163 210V209H162ZM197 210H200V209H197ZM211 210V209H210ZM222 210V209H220ZM164 211V210H163ZM168 211V210H167ZM170 211V210H169ZM208 211V210H207ZM200 212V211H199ZM198 212V213H199ZM219 211H217L218 213ZM164 213V212H163ZM204 213V212H203ZM216 213V212H215ZM91 214H93L91 212ZM205 214V213H204ZM208 214V212H207ZM213 214V213H210V215ZM223 218L224 219H228L230 218L231 219V216H232V212H231V208L230 206L226 205L224 206V209H223ZM95 215V214H94ZM151 215V216H150ZM215 215V214H214ZM218 215V214H217ZM216 215V216H217ZM244 215V214H243ZM242 215V216H243ZM216 216H215V219H216ZM219 216V215H218ZM217 216V217H218ZM245 216V215H244ZM21 217V216H20ZM83 215L80 216V219H83ZM209 218V216H207ZM214 217V216H213ZM234 217V216H233ZM241 217V216H239ZM246 217V218H247ZM29 218V217H28ZM174 218V216H173ZM176 218V217H175ZM206 218V217H204ZM243 218V217H241ZM240 218L239 222L241 223L242 219ZM247 218V219H248ZM203 219V218H202ZM210 219V218H209ZM221 218H217L216 220V232L217 233V240H214L213 238H211L210 235H204L206 238V240H209L212 244H214V246H216V249L219 250V251H222L225 255V260H229V261H235L236 259H239L241 262L245 263V264H250V258H251V255H253V253L251 254V247L252 246H248L247 245V242H244L243 239H241L240 235V239L238 240H235V238L231 235L232 233H230V230L228 228L225 227V225H222V222H221ZM14 220V219H13ZM229 220V219H228ZM227 220V221H228ZM232 220V219H231ZM236 220V218L234 219ZM157 221V220H156ZM178 221V220H177ZM207 221V220H206ZM211 220H209L210 222ZM233 221V220H232ZM231 221V222H232ZM238 221V220H237ZM247 221V220H245ZM250 221V220H249ZM161 222V221H160ZM170 222V221H169ZM176 222V221H175ZM202 222V221H201ZM205 222V221H204ZM224 222V220H223ZM238 222V223H239ZM251 222V221H250ZM83 223V222H82ZM164 223V222H163ZM166 223V222H165ZM213 223V221H212ZM243 223V222H242ZM260 223V225H259ZM94 224V223H93ZM206 224V223H205ZM226 224V223H225ZM248 224V223H247ZM202 225V224H201ZM210 225V224H209ZM237 225V223H236ZM245 225V224H244ZM154 226V225H153ZM212 226V225H211ZM214 226V225H213ZM205 229L204 231L208 232L210 231L211 229L207 226H204ZM238 227V226H237ZM239 227H240V224H239ZM247 227V226H245ZM160 228V227H159ZM141 229V228H140ZM201 229V228H200ZM214 229V228H213ZM237 229V228H236ZM246 229V228H245ZM132 230V229H131ZM159 230V229H158ZM232 230V229H231ZM35 231V230H34ZM151 231V230H150ZM200 232V230H199ZM213 232V231H212ZM140 233V232H139ZM152 233V232H151ZM129 234V233H128ZM133 234V233H132ZM153 234V233H152ZM212 234V233H211ZM248 234H251V233H248ZM39 235V234H38ZM135 235V234H134ZM144 235V234H143ZM149 235V237H150ZM194 235V234H193ZM247 234L245 233V236ZM252 235V234H251ZM97 236V235H96ZM242 236V235H241ZM254 236V235H253ZM254 236V237H256ZM45 237V236H44ZM43 237V238H44ZM133 237V236H132ZM138 237V236H137ZM136 237V239H137ZM142 237V235H141ZM165 238V237H164ZM194 238V237H193ZM197 238V237H196ZM200 238V237H199ZM259 238V237H258ZM98 239V237H97ZM128 239H131L128 238ZM144 239V238H143ZM146 239V238H145ZM159 239V238H158ZM168 239V240H169ZM245 239V238H244ZM255 239V238H254ZM161 240V239H160ZM168 240L166 242H168ZM196 240V239H194ZM198 240V239H197ZM261 240V239H260ZM54 241V240H53ZM143 241V240H141ZM145 241V240H144ZM172 241V240H171ZM203 241V240H202ZM180 242V241H179ZM182 242V243H183ZM204 242V241H203ZM208 242V243H210ZM253 242V241H252ZM63 243V242H62ZM97 243V242H96ZM161 243V242H160ZM177 243V242H176ZM175 243V244H176ZM181 242L179 244H176L174 245V242H173V247L171 249V252H173L176 256V260L177 262H180L182 264H189V260L185 259L182 255H181V248L183 247V244ZM201 243V242H199ZM210 243V244H211ZM71 244V243H70ZM93 244V243H92ZM204 244V243H203ZM202 244V245H203ZM208 244V245H210ZM211 244V245H212ZM64 245V244H63ZM158 245V244H157ZM156 245V246H157ZM164 245V244H163ZM188 245V244H187ZM254 246V245H253ZM162 247V245H161ZM160 247V248H161ZM164 247V246H163ZM169 247V246H168ZM210 247V246H209ZM48 248V247H46ZM56 248H59V247H55ZM165 248V247H164ZM193 248L191 250V254H192V257L194 256H199L204 250L203 248H198V247H191ZM191 248H188V249H191ZM207 248V247H206ZM257 248V247H256ZM5 249V245H3L1 242H0V251L4 250ZM8 249V248H7ZM215 249V250H216ZM249 249V251H248ZM68 250V249H67ZM186 250V249H185ZM210 250V248H209ZM208 250V251H209ZM255 250V249H254ZM260 250V248H259ZM60 251V250H58ZM183 251V250H182ZM214 251V250H213ZM63 252V251H62ZM67 252V251H66ZM86 252V251H85ZM125 253V252H124ZM200 253V254H199ZM208 253V252H207ZM218 253V252H217ZM216 253V254H217ZM70 254V253H69ZM211 254V253H210ZM82 255V254H81ZM214 255V253H213ZM258 256V263L257 264H264V252H257L256 254ZM83 256V255H82ZM191 257V258H192ZM216 257V256H215ZM214 257V258H215ZM221 257V256H220ZM223 257V256H222ZM221 259H224L222 258ZM253 257V256H252ZM123 258V257H122ZM170 258V257H169ZM172 258H174L172 256ZM171 258V259H172ZM204 258L206 259V257L204 256ZM210 258V257H209ZM37 259V258H36ZM118 259V258H117ZM120 259V258H119ZM201 259V258H200ZM217 259V258H216ZM116 260V259H115ZM193 260V259H192ZM198 260V259H197ZM215 260V259H214ZM218 260V259H217ZM238 260V261H239ZM255 260V259H253ZM168 261V260H167ZM194 261V260H193ZM193 261L190 260V262L192 263ZM200 261V260H198ZM211 261V260H210ZM18 262V261H17ZM17 262H15L17 264ZM36 262V261H35ZM34 262V263H35ZM176 262V261H175ZM194 262H197V261H194ZM193 262V263H194ZM209 262V261H208ZM213 262V261H211ZM19 263V262H18ZM38 263V261H37ZM252 263V262H251ZM149 264V263H148ZM171 264V263H170ZM198 264V263H197ZM200 264V263H199ZM216 264V263H215ZM230 264V263H229ZM240 264V263H239Z\"/></svg>",
	"mask_w": 264,
	"mask_h": 264
}]
</instances>
